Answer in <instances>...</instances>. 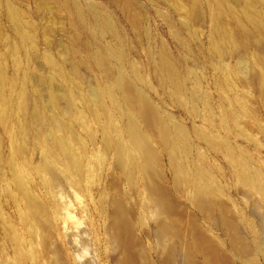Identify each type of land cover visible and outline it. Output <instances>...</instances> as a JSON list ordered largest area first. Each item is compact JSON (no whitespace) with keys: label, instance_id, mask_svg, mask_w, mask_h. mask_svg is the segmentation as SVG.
Listing matches in <instances>:
<instances>
[{"label":"rangeland","instance_id":"374dc122","mask_svg":"<svg viewBox=\"0 0 264 264\" xmlns=\"http://www.w3.org/2000/svg\"><path fill=\"white\" fill-rule=\"evenodd\" d=\"M133 1L136 10L125 11L119 0H76L87 14L80 20L61 0H0V66L4 74L0 259L4 253L14 257L5 231L11 223L23 239V264H47V257L54 258V253L65 264L119 263L120 250L110 241L106 228L108 209L100 214L98 199L119 197L122 192L127 206L133 208L137 199L142 202L147 197L143 174L134 173L136 185L130 183L124 163L130 158L123 161L117 151L120 138L129 141L130 110L159 154L150 169L156 178L163 175V168L169 169L168 156L160 152L158 122H178L187 128L192 146L190 156L181 153L178 158L205 165L218 176L233 209L245 215V233L251 222L257 225L264 215L260 194L251 196L258 201L253 205L239 193L226 148L216 149L218 145L198 138L195 131L198 128L220 141L226 138L264 176V0H244L253 6L249 16L243 11L244 1L235 5L234 15L226 9L232 2L223 4L219 19L212 16L214 0ZM89 3L114 22L115 32L85 24L94 21ZM10 6L17 12L20 28L11 19ZM163 52L175 63L185 84L188 103L184 107L178 104L171 85L159 77ZM120 70L126 73L130 89L144 94V106L141 101L129 106L116 91L117 108L108 90L115 87ZM195 91L203 99L195 100L194 108L189 96ZM226 113L232 116L223 123L221 117ZM66 146L79 158V165L71 171L62 154ZM17 174L44 206L45 214L39 213L35 223L38 234L31 235L33 220ZM20 211L26 219L20 217ZM144 217L148 218L144 215L135 226V240L141 238L136 243L144 242L148 248L155 242L154 226ZM43 237L48 250L42 247ZM259 259L264 264V255Z\"/></svg>","mask_w":264,"mask_h":264},{"label":"bare ground","instance_id":"6f19581e","mask_svg":"<svg viewBox=\"0 0 264 264\" xmlns=\"http://www.w3.org/2000/svg\"><path fill=\"white\" fill-rule=\"evenodd\" d=\"M61 1L64 5L68 6L69 10L73 11L78 19L82 20L87 18L85 10L83 12V8L76 0ZM242 1L244 0H214L215 8H212L214 9L213 11L210 9L213 12L212 16L215 19H219L221 5L227 4L228 2H232L234 5L230 4L226 9L234 15L237 12L235 5L239 6V4H242ZM119 2L125 11H130L136 7L133 0H119ZM250 3L251 1L244 5L245 8L243 11H245L247 16L250 15L251 11L253 12V6ZM8 8L11 19L20 28L17 12L11 6ZM88 9L89 12L93 13L94 21L92 23L88 20L85 24H93L96 28L105 31H116L114 22L102 11L100 12L93 3L88 4ZM254 11L256 12V10ZM235 38L234 40L237 41ZM220 41L223 43L221 39ZM96 58L98 61H102L100 55H97ZM159 60L158 73L161 81L171 85L173 95L175 94L178 98V104L184 107L188 103V99H186V87L184 82L179 78L175 63L164 52L161 53ZM163 76L167 77V79H163ZM261 76L264 80V71L261 73ZM3 79L4 74L0 66V102L2 104H4ZM116 91L122 94L124 101L129 106L134 105L136 101H141L143 106L145 105L144 94L138 90L134 91L130 89L127 75L123 70L119 71L115 87L109 88L108 90L113 96L118 108L120 101L115 97ZM189 97L192 100L193 107L196 105L195 100L203 99V95L197 91L193 92ZM143 112L146 113L145 109ZM128 115L129 141L127 140L126 142L124 138H120L117 151L123 161L126 159V156L130 158V162L124 161L127 164L126 168L130 172V183L136 185L134 182V173L140 171L143 174L147 197L142 202L137 199L134 207L130 208L127 206L122 196L123 194L120 195L122 192L119 193V197L111 195L110 198L108 197L109 199H106L104 196H99L98 206L100 208V214L104 215L105 209H108L107 218L109 223L106 228L110 231V241L116 245L117 250H120L121 256L118 264H229V261H234L237 264H261L259 257L264 255V215L261 216L260 222L257 225L251 222L252 224L249 228L246 227L249 230L247 232L248 234L245 233L246 230H244V227L247 225L245 224V215L233 209L230 200L226 197L224 185L218 176L208 170L209 168L207 169L205 165L199 163H193L192 165L184 158H178L181 153L187 157L190 156V148L192 146L187 128L178 122H172L170 124L166 120H159L158 123L161 130L160 152L168 156L169 169L163 168V175L156 178L150 169L158 161L157 156L159 154L153 148L148 134L139 128L134 111L130 110ZM231 116V113L222 115V122H229ZM195 131L198 138L206 140L207 143L215 147L218 145L216 149L220 147H223V149L226 148L229 171H231L234 179L237 180L239 193L247 197L246 201L257 205V199L254 200L251 198L255 193L260 194L264 200V176L253 166L254 164L251 158L245 154H237L231 145H228L229 142L226 138L220 141L216 136L204 133L203 130L200 131L198 128H195ZM73 150L68 146L62 147V154L69 160V171L79 165V158ZM136 158L138 161H136ZM139 158L142 161H139ZM46 166L48 169L52 168L51 165ZM17 183L28 200L30 218L33 220L31 235L38 234V231L36 233L38 226L35 223L39 213L45 214L44 206L37 201L35 194L28 191L23 179L18 174ZM19 214L21 218H27L21 211ZM144 215L150 218L151 221L149 222L154 226L152 236L155 242L148 248H145L144 244H142L144 242H140L141 244L136 243L137 239L140 241L141 238L135 240V237H137V235L135 236V226L136 224L139 225ZM185 216H189V219L187 218L188 220H186ZM148 218L145 219L144 217V220L148 221ZM247 219L249 220V217ZM5 231L6 238L11 243L14 257L12 258L8 253H4L0 259V264H23L26 255L23 252V239L20 233L11 223L6 224ZM39 232L41 231L39 230ZM42 247L44 249L48 248L46 238L44 239V237L42 238ZM44 249L42 250L44 251ZM55 255L54 253V258H56ZM51 256H49L50 258L47 257V264H65L64 260H62L64 258L57 259L59 257L57 256L54 259ZM60 257H62V254ZM113 257L115 259V256L112 254ZM238 259L240 260L239 263L237 262ZM88 264H90V261Z\"/></svg>","mask_w":264,"mask_h":264}]
</instances>
